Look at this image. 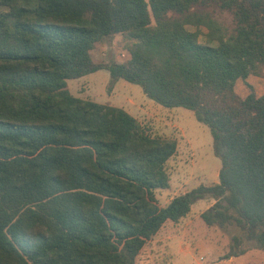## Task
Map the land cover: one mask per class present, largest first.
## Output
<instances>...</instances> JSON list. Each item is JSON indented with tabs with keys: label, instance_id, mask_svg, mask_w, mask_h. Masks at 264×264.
<instances>
[{
	"label": "trees",
	"instance_id": "1",
	"mask_svg": "<svg viewBox=\"0 0 264 264\" xmlns=\"http://www.w3.org/2000/svg\"><path fill=\"white\" fill-rule=\"evenodd\" d=\"M115 35L128 60L95 62ZM98 70L108 91L121 79L191 111L217 182L159 206L177 144L70 94L67 80ZM248 76L264 78V0H0V264H136L204 198L202 223L236 231L225 259L264 251V94L234 90Z\"/></svg>",
	"mask_w": 264,
	"mask_h": 264
},
{
	"label": "rangeland",
	"instance_id": "2",
	"mask_svg": "<svg viewBox=\"0 0 264 264\" xmlns=\"http://www.w3.org/2000/svg\"><path fill=\"white\" fill-rule=\"evenodd\" d=\"M186 29L194 31L190 25ZM199 32L198 40L203 42L205 29L200 27ZM91 55L97 63H122L129 58L119 35L95 47ZM108 81V72L98 70L79 79L67 80L66 87L74 97L122 108L148 134L176 142V152L167 162L169 188L155 193L159 206L198 185L217 182L220 162L212 153L208 129L195 120L191 111L180 107L164 108L146 98L139 86L121 79L108 91ZM237 81L235 92L248 94L249 84L240 79ZM260 81L256 88L261 94L264 93V80ZM210 204L212 200L204 198L193 204L189 214L177 223L166 222L140 251L136 264H264V251L254 249L252 243L245 244L244 254L224 258L230 236L236 231L207 227L202 223L200 212Z\"/></svg>",
	"mask_w": 264,
	"mask_h": 264
},
{
	"label": "crops",
	"instance_id": "3",
	"mask_svg": "<svg viewBox=\"0 0 264 264\" xmlns=\"http://www.w3.org/2000/svg\"><path fill=\"white\" fill-rule=\"evenodd\" d=\"M260 80H264V79H260V78H257V77H254V76H248L246 79H245V82L247 83V84H249V85H251V87L254 89V94L257 96V97H259L260 95H262V94H264V93H257L258 92V89L256 88V86H259V84L261 83V81ZM238 81H236L235 82V85H234V89H235V86L238 84L237 83ZM256 84V85H255ZM255 86V87H254ZM256 88V89H255ZM236 94L239 96V97H241V98H244L246 95H247V93L246 92H242L241 94H238L237 92H236ZM212 203H213V200H212ZM211 205V204H210ZM209 205V206H210ZM192 210V207H191V209H190V211ZM201 213V212H200ZM189 214V213H188ZM187 214V215H188ZM230 258H234V257H230ZM230 258H228V259H230Z\"/></svg>",
	"mask_w": 264,
	"mask_h": 264
}]
</instances>
